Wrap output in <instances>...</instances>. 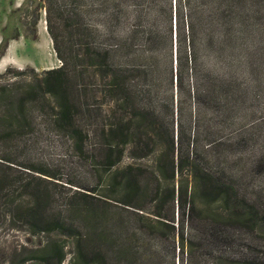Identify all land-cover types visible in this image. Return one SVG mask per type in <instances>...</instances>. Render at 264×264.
I'll return each mask as SVG.
<instances>
[{
	"label": "rangeland",
	"instance_id": "374dc122",
	"mask_svg": "<svg viewBox=\"0 0 264 264\" xmlns=\"http://www.w3.org/2000/svg\"><path fill=\"white\" fill-rule=\"evenodd\" d=\"M47 7L48 0H0V56L22 41L19 67L0 70L9 90L0 98V264H44L51 241L65 247L62 264H75L76 236L33 232L46 218L76 227L108 264H264L260 6L249 49L227 67L219 31L211 49L209 0H53L51 17L79 65L71 81L78 148L56 128L49 95L28 103L31 126L19 128L20 95L41 94L43 72L63 66L42 29ZM96 50L109 53L108 70L86 67ZM227 85L229 97L221 95ZM17 130L23 134L10 139ZM193 171L224 198L207 202ZM37 185L50 194L38 215Z\"/></svg>",
	"mask_w": 264,
	"mask_h": 264
},
{
	"label": "trees",
	"instance_id": "16d2710c",
	"mask_svg": "<svg viewBox=\"0 0 264 264\" xmlns=\"http://www.w3.org/2000/svg\"><path fill=\"white\" fill-rule=\"evenodd\" d=\"M47 1V0H46ZM53 0H48L49 7H47L48 19H47V31L52 39L54 50L57 54V57L63 61V66L59 68L49 69L43 72L42 78H40L39 84L41 86L42 93H38L35 95H30V92H25L23 95H20L19 101L17 104L18 114L17 117L21 122L19 128H27L30 127V123L28 122V114H27V106L28 103L32 101H38L39 99H46V96L49 95L53 98L55 106L53 110L56 111L54 116V122L56 124V128L68 134L71 139H73L78 148V142L83 143L84 138L82 136V131L77 126V111H79L80 106L78 102V98L75 95V91L71 89V81L73 78V73L76 71L79 66L76 64L74 58L68 54L67 48L64 45V41H62V37L58 32L56 25L54 24V20L51 17L53 7ZM210 2V44L211 49L214 47V39L215 32L220 33L219 39L221 41V56L223 57V61L227 67L234 66L237 62L240 61L239 52L240 50L249 49L250 45V32L254 29V23H252V19L254 16V8L260 6V10L258 12H264V0H209ZM216 21V24H215ZM95 57H91L86 61V67L96 68L98 70L110 68L109 66V53L102 51H94ZM196 60V55H195ZM11 69L7 70V73L11 72ZM25 75L24 71H17L16 76ZM3 75H0V79ZM225 82H230L232 76L227 77ZM180 78L178 77V81ZM231 83V82H230ZM14 85H17L14 82ZM231 85L225 86V89L222 90L221 95H226L231 92ZM8 88L0 87V98L4 95L8 96ZM11 93V92H10ZM9 93V94H10ZM217 90L213 89L209 95H216ZM23 134V131H15L12 132L9 136L10 139H16L18 136ZM170 147L172 151H175V142L171 139ZM5 161H7L5 159ZM9 162V161H8ZM109 167H113L116 164V161L109 160L107 162ZM175 161H173L174 165V175L175 176ZM0 166H2V162H0ZM183 166H177L178 171H182ZM31 172L39 173L50 176L47 171L43 169L31 168ZM193 178L195 182V190L198 187L197 192H200L202 196L205 197L207 202L215 203L219 201L220 198L223 197L225 193L221 191H217L213 185L207 187L208 183L202 177L198 176L197 171H193ZM46 180V179H45ZM137 182V181H136ZM48 183V182H47ZM138 183V182H137ZM39 185L33 186V191L31 196L33 197V206L32 209L35 211L36 215L39 214V210H43L45 212L49 206L50 202V194L43 191ZM194 190V194L196 192ZM46 193V195H45ZM132 196V195H131ZM43 198L45 202L40 203L38 200ZM172 198L175 199V189L172 192ZM180 198V197H179ZM224 198V197H223ZM227 199H232V195L228 196ZM128 204V202H126ZM160 217V216H159ZM45 227L40 229V231H33L34 233L45 232V233H53L59 232L64 236L72 237L76 236V254L74 257L75 264H108L106 256L102 252H89L82 242V237L76 233L77 228L73 225H66L61 220L56 218H46L42 219ZM44 251H46V255L43 258L44 264H62L66 259L65 247L60 242L51 241L48 243L47 247H45ZM28 258L23 260L21 264H25L30 260H35Z\"/></svg>",
	"mask_w": 264,
	"mask_h": 264
},
{
	"label": "crops",
	"instance_id": "0c3cea01",
	"mask_svg": "<svg viewBox=\"0 0 264 264\" xmlns=\"http://www.w3.org/2000/svg\"><path fill=\"white\" fill-rule=\"evenodd\" d=\"M50 40H51V38H50ZM0 42H1V37H0ZM21 44H22L21 39L12 40L9 43L8 48L5 51V53L2 56H0V70L3 71L6 68H8L9 66H13L16 68L19 67V60L17 58H15L14 54L19 52V50L21 49V46H22Z\"/></svg>",
	"mask_w": 264,
	"mask_h": 264
},
{
	"label": "bare ground",
	"instance_id": "6f19581e",
	"mask_svg": "<svg viewBox=\"0 0 264 264\" xmlns=\"http://www.w3.org/2000/svg\"><path fill=\"white\" fill-rule=\"evenodd\" d=\"M42 29L45 32V34H48L47 27H46V23L45 22H43V28Z\"/></svg>",
	"mask_w": 264,
	"mask_h": 264
}]
</instances>
